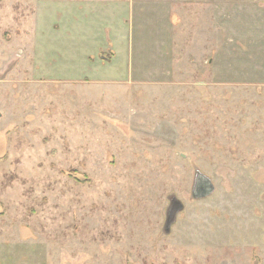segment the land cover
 <instances>
[{
    "label": "rangeland",
    "instance_id": "obj_1",
    "mask_svg": "<svg viewBox=\"0 0 264 264\" xmlns=\"http://www.w3.org/2000/svg\"><path fill=\"white\" fill-rule=\"evenodd\" d=\"M0 264H264V0H0Z\"/></svg>",
    "mask_w": 264,
    "mask_h": 264
},
{
    "label": "water",
    "instance_id": "obj_2",
    "mask_svg": "<svg viewBox=\"0 0 264 264\" xmlns=\"http://www.w3.org/2000/svg\"><path fill=\"white\" fill-rule=\"evenodd\" d=\"M194 177L195 181H193L191 189L192 192L195 193V195L206 196L213 192L214 187L207 176H205L199 171H195ZM199 181L201 182V188L198 190L197 186ZM182 208L183 205L178 199H176L175 197L170 199V204L166 211L165 222L163 227L164 233H169L171 225L176 220L177 213L182 210Z\"/></svg>",
    "mask_w": 264,
    "mask_h": 264
},
{
    "label": "flooded vegetation",
    "instance_id": "obj_3",
    "mask_svg": "<svg viewBox=\"0 0 264 264\" xmlns=\"http://www.w3.org/2000/svg\"><path fill=\"white\" fill-rule=\"evenodd\" d=\"M194 179H195V177H193V181H195ZM200 188H201V182L199 181V182H198L197 189L199 190Z\"/></svg>",
    "mask_w": 264,
    "mask_h": 264
},
{
    "label": "trees",
    "instance_id": "obj_4",
    "mask_svg": "<svg viewBox=\"0 0 264 264\" xmlns=\"http://www.w3.org/2000/svg\"><path fill=\"white\" fill-rule=\"evenodd\" d=\"M72 176H73L75 179H79V177H80V175H78V174H76V175L72 174Z\"/></svg>",
    "mask_w": 264,
    "mask_h": 264
}]
</instances>
